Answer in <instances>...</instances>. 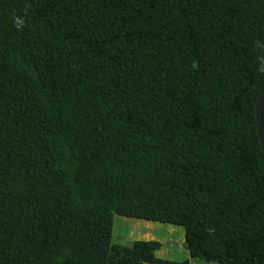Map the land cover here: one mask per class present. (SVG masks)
<instances>
[{"label":"trees","instance_id":"1","mask_svg":"<svg viewBox=\"0 0 264 264\" xmlns=\"http://www.w3.org/2000/svg\"><path fill=\"white\" fill-rule=\"evenodd\" d=\"M263 88L264 0H0V264H264Z\"/></svg>","mask_w":264,"mask_h":264},{"label":"rangeland","instance_id":"2","mask_svg":"<svg viewBox=\"0 0 264 264\" xmlns=\"http://www.w3.org/2000/svg\"><path fill=\"white\" fill-rule=\"evenodd\" d=\"M137 241H157L162 244L156 258L190 264H208L193 259L186 248V228L170 223L148 222L115 214L112 244L119 248H131ZM216 264V263H210Z\"/></svg>","mask_w":264,"mask_h":264},{"label":"water","instance_id":"3","mask_svg":"<svg viewBox=\"0 0 264 264\" xmlns=\"http://www.w3.org/2000/svg\"><path fill=\"white\" fill-rule=\"evenodd\" d=\"M263 111H264V88L260 94V97L256 104L255 116H256V126L258 136L261 142V147L264 152V121H263Z\"/></svg>","mask_w":264,"mask_h":264}]
</instances>
